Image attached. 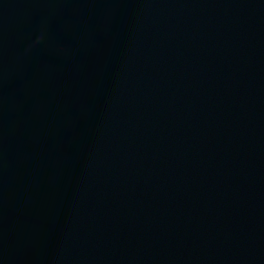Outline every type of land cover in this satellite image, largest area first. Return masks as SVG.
Wrapping results in <instances>:
<instances>
[{
    "label": "water",
    "instance_id": "95a60500",
    "mask_svg": "<svg viewBox=\"0 0 264 264\" xmlns=\"http://www.w3.org/2000/svg\"><path fill=\"white\" fill-rule=\"evenodd\" d=\"M0 264H264V0H0Z\"/></svg>",
    "mask_w": 264,
    "mask_h": 264
}]
</instances>
